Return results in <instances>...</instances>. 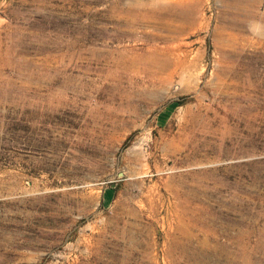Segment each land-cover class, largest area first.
<instances>
[{
    "label": "rangeland",
    "instance_id": "obj_1",
    "mask_svg": "<svg viewBox=\"0 0 264 264\" xmlns=\"http://www.w3.org/2000/svg\"><path fill=\"white\" fill-rule=\"evenodd\" d=\"M0 264H264V0H0Z\"/></svg>",
    "mask_w": 264,
    "mask_h": 264
},
{
    "label": "trees",
    "instance_id": "obj_2",
    "mask_svg": "<svg viewBox=\"0 0 264 264\" xmlns=\"http://www.w3.org/2000/svg\"><path fill=\"white\" fill-rule=\"evenodd\" d=\"M178 105V101H173L169 104V107L172 106V108L176 107Z\"/></svg>",
    "mask_w": 264,
    "mask_h": 264
}]
</instances>
